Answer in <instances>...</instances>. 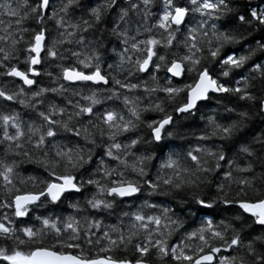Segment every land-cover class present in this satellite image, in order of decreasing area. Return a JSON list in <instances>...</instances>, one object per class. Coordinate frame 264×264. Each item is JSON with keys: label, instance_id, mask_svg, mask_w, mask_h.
<instances>
[{"label": "trees", "instance_id": "16d2710c", "mask_svg": "<svg viewBox=\"0 0 264 264\" xmlns=\"http://www.w3.org/2000/svg\"><path fill=\"white\" fill-rule=\"evenodd\" d=\"M42 1L0 0V264L38 247L264 264V226L239 206L264 198V0ZM177 8L183 24L170 21ZM40 33L27 87L9 71L30 73ZM175 61L181 78L168 74ZM68 68L99 70L108 84L70 83ZM204 70L223 91L179 115ZM65 178L79 189L15 208V196ZM127 183L134 197L110 194Z\"/></svg>", "mask_w": 264, "mask_h": 264}, {"label": "water", "instance_id": "95a60500", "mask_svg": "<svg viewBox=\"0 0 264 264\" xmlns=\"http://www.w3.org/2000/svg\"><path fill=\"white\" fill-rule=\"evenodd\" d=\"M48 0L42 1V8L46 10L48 7ZM187 11L183 8H177L173 13L172 21L175 24H183L186 20ZM45 34H37L35 39L34 53L35 56L31 62L33 69L30 73H25L17 68L9 71V76L15 77L21 80L27 87H32L34 85V76L38 74L36 67L40 65V58L45 44ZM153 57V51L150 50L149 55L145 58V61L141 65V71L147 72L150 68V64ZM184 66L180 61H175L167 69L168 74L174 78H181L184 70ZM63 78L70 82L76 83L79 81H87L92 84H108V79L101 73V71L96 70L94 72L88 73L78 69L68 68L63 72ZM223 91L222 86L214 81V78L210 75L207 70L200 73L196 83L189 89L187 101L185 104L181 105L177 110V113L185 114L194 111L197 105L204 103L208 100L211 94H220ZM1 93V89H0ZM264 103V102H263ZM171 119H165L162 121L158 127L153 131L155 140L159 141L162 137V130L165 125L169 124ZM72 178H65L61 181H55L48 184V187L43 193H23L15 196L14 206L17 210L23 209L29 205L35 204L40 197L48 195L53 200H59L61 196L65 193L75 192L79 189L78 185ZM138 193V188L136 185L127 183L118 186H114L110 189V194L117 195L121 198H131ZM240 208L245 214L256 217L258 225L264 226V198L256 202H241L239 204ZM215 262V253L207 252L201 254L195 260V264H213ZM27 264H150L146 261H116L108 257H96L92 259H83L74 253H63L46 247H38L29 255Z\"/></svg>", "mask_w": 264, "mask_h": 264}, {"label": "rangeland", "instance_id": "374dc122", "mask_svg": "<svg viewBox=\"0 0 264 264\" xmlns=\"http://www.w3.org/2000/svg\"><path fill=\"white\" fill-rule=\"evenodd\" d=\"M29 255L17 254L14 256V264H27Z\"/></svg>", "mask_w": 264, "mask_h": 264}]
</instances>
